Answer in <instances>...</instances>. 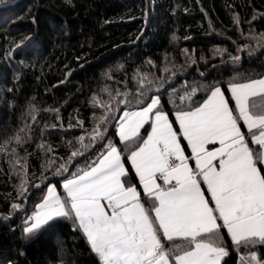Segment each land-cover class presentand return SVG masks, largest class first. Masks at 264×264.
Wrapping results in <instances>:
<instances>
[{"label":"snow or ice","instance_id":"6c2138e0","mask_svg":"<svg viewBox=\"0 0 264 264\" xmlns=\"http://www.w3.org/2000/svg\"><path fill=\"white\" fill-rule=\"evenodd\" d=\"M234 19L239 26V17ZM241 35L255 44H245L238 51L250 49L251 56L264 48V31L256 33L250 28L246 35L241 30ZM214 51L221 56L227 53L221 48ZM227 55V63L236 67L226 89L215 82L186 89L178 95L179 103L169 100L175 106L180 137L190 148L187 156L160 95L153 94L160 91L158 77L150 78L149 73L137 69V93L108 92L111 100L103 103L94 96L93 107L101 106L105 112L88 132L89 144L84 143L85 136L77 137L80 147L62 163L56 165L55 159L47 158L41 169L55 166L56 175L68 173L74 160L85 154L81 149L104 141L110 113L119 111L120 104L143 105L135 111H123L119 118L111 116L117 119L120 141L135 144L127 159L142 186L143 198L125 168L121 149L108 140L101 144L104 151L95 160L69 173L71 178H65L62 185L63 194L55 185L45 186L38 210L25 221L24 233L34 235L58 220L71 221L72 230L80 234L97 264H227L226 258L240 251L244 255L238 256L239 264H264V71L241 70V56ZM147 63L153 64L151 60ZM164 71L170 70L165 67ZM200 90L206 95L194 99ZM225 91L230 93L227 99ZM39 111L30 106L31 123L24 121L10 135L0 137V157L7 159L10 174L18 178L14 185L17 196L25 199L30 186H41L31 182L28 160L33 154L25 147L32 139V124ZM44 111L56 113L59 119L58 108ZM145 124L150 131L145 129L147 135L141 136ZM83 126L84 121L77 119L68 129ZM66 143L73 146L71 140ZM37 147L46 157L54 152L46 141ZM40 179H44L43 173ZM205 192L213 206H209ZM11 207L18 210L21 204ZM222 229H226L231 245Z\"/></svg>","mask_w":264,"mask_h":264},{"label":"trees","instance_id":"16d2710c","mask_svg":"<svg viewBox=\"0 0 264 264\" xmlns=\"http://www.w3.org/2000/svg\"><path fill=\"white\" fill-rule=\"evenodd\" d=\"M261 14L264 0H0V137L10 135L24 121L31 123L30 106L40 109L32 124V139L25 147L33 154L28 160L31 182L41 185L30 186L26 199L18 197L14 187L18 178L10 174L7 159L0 157V264H97L95 257L88 255L80 234L72 230L71 221L58 220L34 235L24 233L25 221L36 211L46 185L54 183L63 194L62 182L71 178L69 173L95 160L104 151L101 144L108 140L121 149L125 168L143 198L127 159L135 144L120 141L117 119H111L143 105L120 104L119 111L110 113L104 141L81 149L85 154L74 160L68 173L56 175L55 166L42 170L41 164L47 158L55 159L56 165L62 163L80 147L76 143L79 136H85L84 143L89 144L88 132L105 112L101 106L93 107L92 98L103 103L111 100L108 92L137 93V69L149 73L150 78H159L156 86L160 91L153 94L160 95L164 111L189 154L170 98L215 82L226 89L236 67L227 63V53L241 56V70L264 71V48L251 56L250 49L237 50L255 44L244 39L241 30L245 35L250 28L256 33L264 31ZM254 15L258 19L253 20ZM216 48L227 49V53L217 55ZM149 60L153 64H148ZM165 67L170 71L165 72ZM205 95L200 90L194 99ZM225 95L230 96L227 91ZM56 108L59 119L56 113L44 111ZM77 119L84 121L83 128L68 129ZM53 124L55 129L45 127ZM145 129L150 131L148 124L141 129V136L147 135ZM69 140L73 146L67 145ZM42 141L54 149L47 157L37 147ZM13 203L21 204V208L13 209ZM222 234L231 245L226 229ZM240 255L244 252H232L227 264H239Z\"/></svg>","mask_w":264,"mask_h":264},{"label":"crops","instance_id":"0c3cea01","mask_svg":"<svg viewBox=\"0 0 264 264\" xmlns=\"http://www.w3.org/2000/svg\"><path fill=\"white\" fill-rule=\"evenodd\" d=\"M230 94V93H229ZM225 98H226V95H225ZM227 99V98H226ZM230 104V103H229ZM231 106V105H230ZM179 138V137H178ZM186 142V141H185ZM181 143V142H180ZM186 144H187V142H186ZM182 145V144H181ZM218 146V145H217ZM183 147V146H182ZM209 147H212L211 145H209ZM189 149V154H190V148H188ZM189 154H187V152L185 151V155L187 156V155H189ZM194 161H192V160H189V165L190 166H194ZM201 187H202V189L203 188H206V185H201ZM141 188H142V186H141ZM205 196H206V198H209V206H213V201H211V199H210V194L208 193V192H205ZM218 223H220V221H218Z\"/></svg>","mask_w":264,"mask_h":264},{"label":"rangeland","instance_id":"374dc122","mask_svg":"<svg viewBox=\"0 0 264 264\" xmlns=\"http://www.w3.org/2000/svg\"><path fill=\"white\" fill-rule=\"evenodd\" d=\"M122 116V115H121ZM140 131H141V129H140ZM64 182V181H63ZM63 182H62V185H63ZM51 185H55L54 183H51L49 186H51ZM56 186V185H55ZM63 188V187H62ZM56 189H57V191L59 192V190H58V188H57V186H56ZM38 209H36V211H37Z\"/></svg>","mask_w":264,"mask_h":264}]
</instances>
